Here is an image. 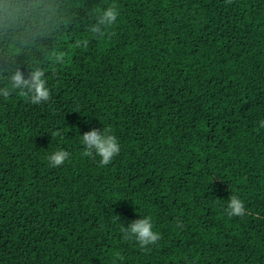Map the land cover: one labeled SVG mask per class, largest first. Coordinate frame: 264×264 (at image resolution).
Here are the masks:
<instances>
[{
  "label": "trees",
  "instance_id": "16d2710c",
  "mask_svg": "<svg viewBox=\"0 0 264 264\" xmlns=\"http://www.w3.org/2000/svg\"><path fill=\"white\" fill-rule=\"evenodd\" d=\"M65 2L72 23L18 57L51 99L0 96V264H264V0ZM105 127L120 151L101 166L81 136ZM148 216L142 249L121 228Z\"/></svg>",
  "mask_w": 264,
  "mask_h": 264
},
{
  "label": "clouds",
  "instance_id": "9594fccd",
  "mask_svg": "<svg viewBox=\"0 0 264 264\" xmlns=\"http://www.w3.org/2000/svg\"><path fill=\"white\" fill-rule=\"evenodd\" d=\"M118 15L115 4L98 11L95 22L88 25V31L98 38L104 37ZM72 19L65 0H0V96L7 98L18 91L33 104L51 99L44 68L39 64L29 67L24 60L19 62L18 57L23 54L25 59H31L34 51H46L44 41L58 35L72 23ZM80 44L81 41H77L76 46ZM55 60L61 61V57L57 55ZM25 64L26 75L22 70ZM259 127L264 128V120L259 121ZM57 135H60L59 131L53 133V136ZM81 137L84 146L82 154L86 157L98 156L101 166L108 165L120 151L117 138L110 128L93 129ZM69 156V152L59 149L48 156V161L51 166L58 167ZM225 211L230 217L244 216L246 209L237 195H231ZM177 227H182L179 221ZM121 232L125 239H134L142 249L156 244L161 238L158 232L153 231L150 216L137 219L128 227L122 226Z\"/></svg>",
  "mask_w": 264,
  "mask_h": 264
}]
</instances>
